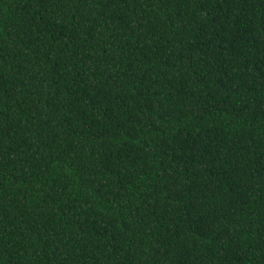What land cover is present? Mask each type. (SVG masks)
<instances>
[{"label":"trees","instance_id":"trees-1","mask_svg":"<svg viewBox=\"0 0 264 264\" xmlns=\"http://www.w3.org/2000/svg\"><path fill=\"white\" fill-rule=\"evenodd\" d=\"M0 264H264V0H0Z\"/></svg>","mask_w":264,"mask_h":264}]
</instances>
